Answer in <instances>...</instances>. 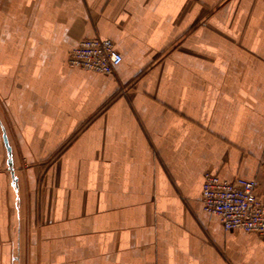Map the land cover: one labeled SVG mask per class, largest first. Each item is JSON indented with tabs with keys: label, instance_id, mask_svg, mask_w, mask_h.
Segmentation results:
<instances>
[{
	"label": "crops",
	"instance_id": "0c3cea01",
	"mask_svg": "<svg viewBox=\"0 0 264 264\" xmlns=\"http://www.w3.org/2000/svg\"><path fill=\"white\" fill-rule=\"evenodd\" d=\"M207 171L264 199V0H0V264H264Z\"/></svg>",
	"mask_w": 264,
	"mask_h": 264
},
{
	"label": "built area",
	"instance_id": "2783aa9c",
	"mask_svg": "<svg viewBox=\"0 0 264 264\" xmlns=\"http://www.w3.org/2000/svg\"><path fill=\"white\" fill-rule=\"evenodd\" d=\"M123 62L115 42L108 38H85L72 51L69 64L74 68L113 74ZM260 181L237 177L223 180L207 171L204 175V210L220 218L226 230H243L264 235V199L258 194Z\"/></svg>",
	"mask_w": 264,
	"mask_h": 264
}]
</instances>
